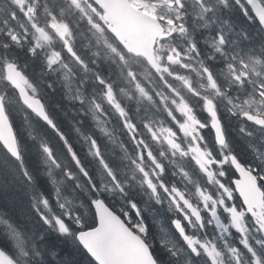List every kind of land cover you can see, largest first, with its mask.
<instances>
[{
	"label": "rangeland",
	"instance_id": "374dc122",
	"mask_svg": "<svg viewBox=\"0 0 264 264\" xmlns=\"http://www.w3.org/2000/svg\"><path fill=\"white\" fill-rule=\"evenodd\" d=\"M5 9L6 8H2L0 11L5 10ZM8 11H9V9H8ZM3 21H4V19L0 15V28H1V26L3 27V24H4ZM240 24L243 25V22H240ZM254 43L256 46L258 45V42L254 41ZM59 98H61V95L59 96ZM225 105H228V104H225ZM57 111H59V108L57 109ZM230 112L232 113V111H230ZM238 132H239V130H232L231 131V133L235 139L241 140ZM201 137H203V135H201ZM198 146H199V144H196V146H193L192 147L193 149L191 148L190 152L195 153L198 150ZM144 161L148 162V159L145 158ZM171 162L176 165V170H177L176 173L171 175V176L162 177L161 180L165 184L176 185L179 189L183 190L186 193H188V190L191 187H196V194L199 198V202L197 203L196 206L193 204L191 194L188 198V200L190 202L189 207H191V212L189 214V219L184 220L186 222V226H187V230H188V237H191L192 239L197 240L199 242H205L207 240H211L213 245L215 246V248L217 250V253H218L217 256L219 257V254L221 253V250H222V244H223L222 241L224 238H227V240L229 242H233L234 244H236L235 243V241H236L235 235L230 231H228V233H224V230L221 228V226L218 227L216 224V219L220 218V205H219V203L212 200V199H209L207 202V195L209 192L207 190L206 180L203 178H200L197 175L196 171L190 166L189 160L187 158L175 156V157L171 158ZM114 164L115 165H122L125 169H130V170L132 169V166H131L132 162L128 163L126 161H121V162H117ZM87 166H88V169L93 173L94 182L100 183L101 188H104V186H106V185H111L112 188L110 191L116 197H121L129 203L131 200H136V197L138 195L143 196V198H144V211H143L144 218L147 217L145 215V213L149 212V214H150L149 218H151V220L155 221V223L157 225H160L163 227H167L169 225V221H170V218L173 216V213L168 211V209L167 210H163V209L166 207H168V208L172 207V206H174V204L171 202L170 199L167 198V193H165L164 191H161L158 193H156L154 191H151V192L143 191V192H140V194L137 192H131L129 195H124L123 193L115 192L114 191L115 185L113 184L112 180L108 179V175H107L105 169L100 167L98 170L99 172L97 173V171L95 170V167L93 165L87 164ZM143 169L145 171H148V172H153V170L155 168L153 166L151 168H147V167L143 166ZM1 170H3V169L1 168ZM47 176H49V173ZM118 176H119V178L125 179L121 175H118ZM115 179L117 180V177H115ZM132 184L134 185V188L136 190L142 188V181L140 182V184H136L135 180H133ZM84 185H85V183L83 180H79V182L71 183V186L73 188H75L76 190H82ZM43 189L45 191H47V185L46 184H44ZM49 191H51L50 188H49ZM172 196H174L175 200L178 202V205H183V203L181 202L179 197H177L178 193H174ZM155 201H157V203ZM4 202H6L7 204L13 203L12 199L4 200ZM205 204L208 207L209 215H204V213L207 210L205 207ZM150 206L155 208L156 212H152L150 210ZM70 208H71V206H70ZM35 209L40 214V216L43 218V220H45L48 223H51L53 221L52 211L49 209V207L47 205L35 204ZM159 209H161V212H159ZM195 209H198L202 214V221H203L202 225L199 224L198 217L196 216L195 211H193ZM9 210H8V208H6V212H8V215L14 217L15 215L11 214L9 212ZM129 214L132 217H135L136 216V209L133 208L132 206H130ZM34 221L38 222L36 218L34 219ZM53 231L61 232L59 230V227L57 228V230H53ZM53 231H49L48 232L49 235ZM7 232L11 237L14 238L16 244H18V245L21 244L20 240L15 236V234L13 233V231L10 227L7 228ZM67 233H70V232L68 231ZM257 233L259 235L254 234V236L251 237L249 239V241H250V244H252V246H254V247L258 246V247H260V249H258V250L254 249L256 253H255V255H251L250 259L252 261V264H264V230L261 228L258 230ZM161 235H162L163 241L166 242L167 244H169V246H168L169 250L168 251H170V250H184L185 252L192 255L193 259H197L198 264H205V261L201 257L200 252L199 251H197V252L193 251V248H196L198 246V243L190 246L186 239H183L179 236H176L173 232L164 233L163 231H161ZM258 239H259V242H258L259 245L256 244ZM242 244L245 245V242L242 241ZM236 246L238 247L239 243L236 244ZM33 255L36 256L34 253H33ZM49 257L50 258L48 260L54 259L51 254H49ZM239 257L240 256L238 254V249L235 252L234 248H233L231 250L230 254L227 257H225L224 259L229 258L231 261H233L236 258V264H237ZM46 264H50L49 261ZM182 264H189V261L182 262Z\"/></svg>",
	"mask_w": 264,
	"mask_h": 264
},
{
	"label": "trees",
	"instance_id": "16d2710c",
	"mask_svg": "<svg viewBox=\"0 0 264 264\" xmlns=\"http://www.w3.org/2000/svg\"><path fill=\"white\" fill-rule=\"evenodd\" d=\"M59 96V93H46L47 100L49 101V104H52L53 108L60 109V106L63 107V97L61 96V98H59ZM68 112L67 107H64L61 110V113ZM64 124L67 125L65 121ZM41 127L46 129L44 125H41ZM39 132H41V129ZM242 144L245 145L243 140ZM55 146L61 153V147L59 145ZM21 148L25 150V157L29 165L27 166L30 174L35 177L37 182L31 187L27 180L19 174V171L12 164V161L0 150V214L8 213L6 212V208H8V210L10 209L9 212L15 216H9L24 228H28L29 233H27V237L28 239H31V237L36 238L38 235H41V232L38 231V227L34 221L37 211L34 202L30 200V198L36 197L39 193L46 192L43 189V186L44 184L48 185L49 180L47 175H40L42 168H39L37 164L38 149L36 148V145L29 143L21 146ZM236 148H239L237 143ZM244 153H246L245 150ZM42 167L47 170V173H49V167ZM1 168L3 170H1ZM48 191L49 186H47V192ZM7 199H12L13 203L7 204L4 202V200ZM40 248L43 249L46 260L49 261L50 264H85L90 262L86 255L76 245L69 244L63 240L55 241L47 238L45 242L40 243ZM49 254L55 256L56 260H48L50 258Z\"/></svg>",
	"mask_w": 264,
	"mask_h": 264
},
{
	"label": "clouds",
	"instance_id": "9594fccd",
	"mask_svg": "<svg viewBox=\"0 0 264 264\" xmlns=\"http://www.w3.org/2000/svg\"><path fill=\"white\" fill-rule=\"evenodd\" d=\"M25 76L26 79H29L28 87L31 90V92L37 93L41 85L31 81L30 78L27 77V74H25ZM132 82L134 83L135 87H138L140 89V94L142 96H144L149 101L153 100L151 91H149V86L141 85L139 81L135 80V78H133ZM41 103H44V100L42 98H41ZM20 104L22 107L25 108L27 107L26 105L23 104L22 98L20 99ZM163 107L167 108L168 105H164ZM45 110L47 111V108ZM121 110L123 111V109ZM81 111H83V109H81ZM124 114L125 116L128 115L127 112H125ZM93 118L99 119V117L96 116H94ZM49 119L52 121V125H50V129L52 130L53 135H55L57 137V141L64 146V158L68 161V165H69L68 168L65 169V171L70 178L76 177L78 175L76 169H83L85 167L79 155L80 149L76 144L72 143L68 133L63 130L58 120H56L51 114H49ZM99 131L103 133L105 136H110L111 134V129L105 126L103 123L99 125ZM121 131L123 133V137L125 141L124 143L121 144V148L124 150L126 158L132 161V164L134 165V168L136 170L131 178L129 179L119 178L117 172L118 166L102 158V153L99 151V149L102 148V145H100L99 142H97V144L95 145H92L90 154L92 156H95L97 158L96 162L106 169L109 180H112L113 177H117L114 186V191L123 193L124 195H129L132 191H134L132 181L135 180L136 183H140V180H136V176L140 175L141 179L144 178L143 173L140 171L142 168V164L147 168H151L152 165L147 161H142L140 163L137 162L140 148L142 146L145 147L149 146V142L147 141V138L144 137V129L141 128L138 130V127L136 124H134L133 120L128 119L126 126L122 127ZM148 131L150 133L151 129H149ZM88 139L92 140L94 139V137H88ZM44 147L52 149V145H45ZM163 171L164 170L161 169L160 174L155 176V180L160 179V176L163 175ZM153 172H155V170H153ZM148 179L151 181L153 177L150 175ZM130 203L132 204L133 208L135 209L140 208V205L135 200H131ZM143 226L145 228V235L147 236L149 234V226H150L148 219L146 218L144 219ZM163 246H164V242H161V247ZM11 247H12L11 241H9V248ZM0 251H3L5 254L9 255L10 258L14 261V264H17V258L11 255L8 250L0 247ZM29 255L30 254L27 251L23 252L21 260H23L24 257H29ZM172 255H176V253L172 252Z\"/></svg>",
	"mask_w": 264,
	"mask_h": 264
},
{
	"label": "water",
	"instance_id": "95a60500",
	"mask_svg": "<svg viewBox=\"0 0 264 264\" xmlns=\"http://www.w3.org/2000/svg\"><path fill=\"white\" fill-rule=\"evenodd\" d=\"M82 234H90L94 238L95 254L84 247L80 240ZM78 239L83 248L99 264H133L134 261L139 262L137 255L143 250V245L138 239L114 235L110 229L98 234L81 233L78 234Z\"/></svg>",
	"mask_w": 264,
	"mask_h": 264
},
{
	"label": "snow or ice",
	"instance_id": "6c2138e0",
	"mask_svg": "<svg viewBox=\"0 0 264 264\" xmlns=\"http://www.w3.org/2000/svg\"><path fill=\"white\" fill-rule=\"evenodd\" d=\"M62 27H64V31L66 32L67 27L66 26H62ZM61 35H63V33H61ZM43 38L47 39L48 37L46 35H44ZM33 51H35V49H33ZM52 63H55V60H52ZM8 71H9L8 79L13 84H16L18 87H20L21 82L27 83V81H26L25 77L22 75V73L17 70L16 65L10 63L8 65ZM24 99H25L26 103H28L36 111L40 112V114L42 116H44V118L46 120H48V117L44 114L42 108L38 105V102H33L31 97H28V96H25ZM209 110L210 111L212 110L211 101H209ZM213 116H215V112H213ZM0 118H3L4 122L7 123V117L4 115V105H3L2 100H0ZM48 122L52 123L50 120ZM260 123L264 124V120H260ZM9 148H10L11 154L18 158L20 153H19L18 146H17L15 140H13L9 144ZM44 151L46 153L51 154V149H49L47 147L44 148ZM73 155H75V154H73ZM185 202L187 203V201H185ZM44 203H45V205H47V201H44ZM193 211H195V210H193ZM233 211L235 212V210H233ZM233 218H234V221L237 222V227H239V214L238 213L234 214ZM57 223L59 224V230L62 233H67L69 231V229L66 227V225L63 222L57 221ZM176 225L178 228H180L181 231H183V228L180 227V221H177ZM93 231H94V229H93ZM140 231L144 232L145 228H140ZM185 239L188 241V244L190 246L199 243V241L194 240L188 236H185ZM80 240L83 242V245L85 248H87L90 252H93V254H95V248H94L95 240L90 234H82L80 236ZM193 251H195V248H193ZM211 254L212 253L209 252V255H211ZM0 264H14V261L7 254H5L3 251H0ZM148 264H155V260L151 256L148 257Z\"/></svg>",
	"mask_w": 264,
	"mask_h": 264
},
{
	"label": "bare ground",
	"instance_id": "6f19581e",
	"mask_svg": "<svg viewBox=\"0 0 264 264\" xmlns=\"http://www.w3.org/2000/svg\"><path fill=\"white\" fill-rule=\"evenodd\" d=\"M8 9L9 8H6L5 10H2V11H0V15L2 16V18L5 20V18L10 14V9H9V11H8ZM230 10V11H229ZM238 10V6H230L229 8H228V11L229 12H233V11H237ZM4 23V22H3ZM2 29V26H1V28H0V30ZM193 149V148H192ZM197 149V148H196ZM194 151V150H193ZM175 157V156H174ZM41 168H42V172H41V175L42 176H45V175H48V173H47V170L46 169H44L42 166H41ZM44 170H45V172H44ZM48 177V176H47ZM49 180V179H48ZM48 186V185H47Z\"/></svg>",
	"mask_w": 264,
	"mask_h": 264
},
{
	"label": "flooded vegetation",
	"instance_id": "af4514ba",
	"mask_svg": "<svg viewBox=\"0 0 264 264\" xmlns=\"http://www.w3.org/2000/svg\"><path fill=\"white\" fill-rule=\"evenodd\" d=\"M60 109H61V107H60ZM60 109H59V111H60ZM58 111V112H59ZM119 159V157L118 156H111L109 159H107L109 162H115V161H117Z\"/></svg>",
	"mask_w": 264,
	"mask_h": 264
}]
</instances>
